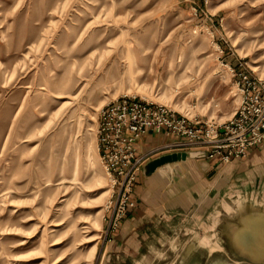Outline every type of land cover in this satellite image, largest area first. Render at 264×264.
<instances>
[{"label":"rangeland","instance_id":"1","mask_svg":"<svg viewBox=\"0 0 264 264\" xmlns=\"http://www.w3.org/2000/svg\"><path fill=\"white\" fill-rule=\"evenodd\" d=\"M238 61L264 77V0H0V264H100V108L129 95L221 123ZM62 190L61 225L40 242Z\"/></svg>","mask_w":264,"mask_h":264},{"label":"built area","instance_id":"2","mask_svg":"<svg viewBox=\"0 0 264 264\" xmlns=\"http://www.w3.org/2000/svg\"><path fill=\"white\" fill-rule=\"evenodd\" d=\"M225 66L239 98L232 115L221 123L190 119L165 104L129 95L100 108L97 150L111 183L103 218L104 247L136 207L132 194L149 159L170 151L201 150L207 159L228 164L245 158L251 149L264 146V77L243 61ZM149 132L163 133L173 140L140 151L138 141Z\"/></svg>","mask_w":264,"mask_h":264},{"label":"water","instance_id":"3","mask_svg":"<svg viewBox=\"0 0 264 264\" xmlns=\"http://www.w3.org/2000/svg\"><path fill=\"white\" fill-rule=\"evenodd\" d=\"M204 156L201 150L166 152L149 159L142 173ZM107 247L100 264H264V188L225 190L202 218L182 217L131 255Z\"/></svg>","mask_w":264,"mask_h":264},{"label":"crops","instance_id":"4","mask_svg":"<svg viewBox=\"0 0 264 264\" xmlns=\"http://www.w3.org/2000/svg\"><path fill=\"white\" fill-rule=\"evenodd\" d=\"M172 140L163 133L149 132L140 138L138 146L146 152ZM261 186L264 188V146L228 164L204 156L163 167L148 177L141 172L132 194L136 207L122 220L106 247H113L122 256L132 254L165 228L181 223L182 217L192 214L202 218L225 190Z\"/></svg>","mask_w":264,"mask_h":264},{"label":"bare ground","instance_id":"5","mask_svg":"<svg viewBox=\"0 0 264 264\" xmlns=\"http://www.w3.org/2000/svg\"><path fill=\"white\" fill-rule=\"evenodd\" d=\"M135 81V80H134ZM134 81H132V84L131 85H134V87L138 90L139 88H143V85L142 84H139L137 81V83H134ZM111 83H117L118 80L116 79H112L110 80ZM74 177V176H73ZM96 182L98 183L99 182V179H96ZM56 189H59V187H57ZM84 190V189H83ZM86 191V190H84ZM88 192V191H87ZM96 199V198H94ZM94 199L92 200H89L90 202H92ZM69 201L68 197H67V194H66V191L65 190H62L60 192L57 193V197H56V200L54 202V204L51 206L48 207V209H46V212L50 214V211H52V213L49 215L48 214V217L47 219L43 220V222L41 223L40 221H38L37 225H41L42 228H41V231H40V242H42V239L41 237L44 236L43 232L44 231H48L50 233H53V232H56L57 231V227L59 225H61L60 222H58L55 218H54V215L55 213H59L61 211V206L63 205L62 203H67ZM51 208V209H50ZM49 211V212H48ZM84 223V222H83ZM15 227V226H14ZM14 227H12L11 229H15ZM46 229V230H45ZM81 230H83V232L86 233V231H88V226L87 225H81L80 227ZM91 237V236H90ZM90 237H87L86 236H83L82 237V240L84 241V243H87V242H90ZM27 243V241H25ZM25 242H23L22 244H24ZM42 244V243H41ZM57 243L52 239L51 240V243H50V246H53V245H56ZM95 248L94 247H91L90 248V254H93ZM60 261V257L57 256L56 258H52V260H50V264H58ZM38 263L36 264H43L42 261H37Z\"/></svg>","mask_w":264,"mask_h":264}]
</instances>
